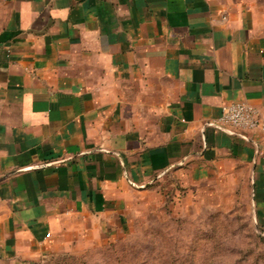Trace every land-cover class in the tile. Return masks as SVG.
<instances>
[{"label":"crops","instance_id":"crops-1","mask_svg":"<svg viewBox=\"0 0 264 264\" xmlns=\"http://www.w3.org/2000/svg\"><path fill=\"white\" fill-rule=\"evenodd\" d=\"M233 102L261 126L216 124ZM226 160L264 223L260 1L0 0V264L98 246L156 177Z\"/></svg>","mask_w":264,"mask_h":264},{"label":"rangeland","instance_id":"rangeland-1","mask_svg":"<svg viewBox=\"0 0 264 264\" xmlns=\"http://www.w3.org/2000/svg\"><path fill=\"white\" fill-rule=\"evenodd\" d=\"M248 187L228 160L201 180L173 168L130 200L108 239L48 264H264V223Z\"/></svg>","mask_w":264,"mask_h":264},{"label":"built area","instance_id":"built-area-1","mask_svg":"<svg viewBox=\"0 0 264 264\" xmlns=\"http://www.w3.org/2000/svg\"><path fill=\"white\" fill-rule=\"evenodd\" d=\"M216 124L236 131L254 130L261 126L257 109L245 102H233L222 107L221 116Z\"/></svg>","mask_w":264,"mask_h":264}]
</instances>
